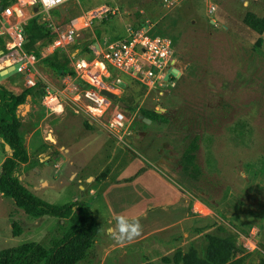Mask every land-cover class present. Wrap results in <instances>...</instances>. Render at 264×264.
<instances>
[{
	"label": "rangeland",
	"instance_id": "rangeland-1",
	"mask_svg": "<svg viewBox=\"0 0 264 264\" xmlns=\"http://www.w3.org/2000/svg\"><path fill=\"white\" fill-rule=\"evenodd\" d=\"M140 2L66 0L48 11L44 32L64 30L74 15L107 7L102 19L81 31L64 52L71 68L73 53L90 58L81 49L95 28L109 37L123 36L128 25L169 37L181 75L165 86L135 90L119 85L116 95L118 101L124 89L137 93L139 107L165 113L169 121L143 127L138 111L125 108L130 134L120 141L104 125L109 112L98 122L63 98L58 111L47 113L38 98L28 95L17 111L20 131L37 147L24 168L25 187L51 204L88 203L104 235L106 227H116L117 216L139 220L138 245L132 241L139 236L120 247L105 245L112 237L102 236L77 264H199L213 259L264 264V30L258 33L244 22L248 13L264 15V0H181L173 9L160 6L153 14L141 9ZM36 70L42 85L62 87L66 75L44 61ZM21 74L11 70L5 77L20 79ZM196 135L197 170H183V150ZM1 147L10 153L5 143ZM101 178L105 184L97 191ZM90 188L95 193L91 198L86 195ZM163 200L166 206L157 204ZM192 200L205 204L207 215L192 211ZM4 201L0 250L27 242L50 248L69 226L67 219L33 218L19 208L9 218L12 200ZM8 221L19 222L22 232L13 235Z\"/></svg>",
	"mask_w": 264,
	"mask_h": 264
},
{
	"label": "built area",
	"instance_id": "built-area-1",
	"mask_svg": "<svg viewBox=\"0 0 264 264\" xmlns=\"http://www.w3.org/2000/svg\"><path fill=\"white\" fill-rule=\"evenodd\" d=\"M64 1L66 0H60L47 8L43 0H8L5 4H0V40L4 47V50L0 49V70L13 67V70L24 75L26 87L35 86L39 59L54 50L66 51L80 31L91 27L96 19H102L107 10L104 7L102 10L71 17L64 30H54L53 41L44 47L40 56L26 50V21L33 17L39 24L47 22L48 11ZM180 1L160 0V3L164 9H173ZM34 7L37 8L36 11L33 10ZM208 11L213 13L215 6L211 4ZM89 48L91 57L78 56L74 59L72 65L75 74L68 77L62 87L45 86L41 89L40 103L46 112L51 113L58 111L62 106V99L66 98L98 122L109 112L104 125L123 141L122 137L130 134L124 110L116 101L102 94L101 90L106 89L117 95L120 90V74L128 75L148 88L156 84L164 86L168 77H174L170 74L166 79L167 73L174 67L171 39L162 35L152 36L144 27L134 28L128 25L122 37H103ZM110 69L117 73L113 78H110ZM206 207L197 201L194 212L207 215L204 214Z\"/></svg>",
	"mask_w": 264,
	"mask_h": 264
},
{
	"label": "trees",
	"instance_id": "trees-1",
	"mask_svg": "<svg viewBox=\"0 0 264 264\" xmlns=\"http://www.w3.org/2000/svg\"><path fill=\"white\" fill-rule=\"evenodd\" d=\"M6 2L8 0H0V4H5ZM140 5L141 9L143 8L147 13L153 14L161 6V3L160 0H141ZM135 14L139 15V12L136 11ZM147 18L154 21L156 17ZM244 22L258 33L264 30V15L258 17L253 13H248L244 18ZM45 24L46 22L39 24L31 17L24 25L26 38L24 47L26 50L34 52L37 56L41 55V51L53 41L55 36L54 33L44 32ZM171 26L174 28L173 25ZM42 37H44L43 40L38 45H34V42ZM95 37H102L100 28H95L91 32L88 41L81 49L86 50L90 57L89 45L95 40ZM0 49L4 50L1 40ZM63 54L64 51L54 50L51 54L41 57L39 62H46L49 67L60 72L61 75H74L73 68L69 67V61ZM116 75L117 73L110 69V78ZM119 76V85H123L124 88H135L137 90L144 86L128 75L120 74ZM41 87L42 84L39 82L33 87L25 88L21 93L15 94L0 84V138L12 150V154L6 156L0 166V193L4 197H10L16 207L26 215L33 218L52 216L58 219H67L69 226L50 248H45L37 242H27L14 247L1 249L0 264H39L42 261L44 264H77L85 258L100 231V227L88 203L79 200H73L62 205L48 203L25 187L15 173L22 163L29 161V153L25 145L24 137L20 131L21 120L17 115L18 105L26 101L27 95H32L35 98V92L40 91L42 89ZM126 91L127 89H124V93L119 97L118 101L127 105L126 108L131 113L138 111V115L149 118L151 122L167 123L169 121L165 113H159L155 109L145 106L139 107L138 102H135L137 93L130 94ZM137 118V121L143 127L147 126L141 118ZM86 125L88 126L87 123ZM198 139L200 141L199 135L191 138L183 150V170L189 168L197 170V165L194 162V153L198 148ZM11 231L13 235H19L22 232L19 222H11ZM223 261L222 259H213L209 262L199 264H221Z\"/></svg>",
	"mask_w": 264,
	"mask_h": 264
},
{
	"label": "crops",
	"instance_id": "crops-1",
	"mask_svg": "<svg viewBox=\"0 0 264 264\" xmlns=\"http://www.w3.org/2000/svg\"><path fill=\"white\" fill-rule=\"evenodd\" d=\"M85 29H88V28H84V29H82L81 31H83V30H85ZM94 30V29H93ZM93 30H92V32H93ZM101 30V29H100ZM80 31V32H81ZM126 33V32H125ZM101 35H102V37L101 38H103V37H107V38H110V39H115V38H118L117 36L116 37H109V36H104V34H103V32H102V30H101ZM125 35V34H124ZM101 38H96L95 37V40L92 42V43H94L95 41H97V40H100ZM91 43V44H92ZM90 44V45H91ZM90 45H89V47H90ZM46 47V46H45ZM90 49V48H89ZM67 51V50H66ZM66 51H64V52H66ZM52 53V52H51ZM51 53H48V54H46V55H49V54H51ZM78 56H82V57H84L83 55H80V54H76V53H73V55H72V63H73V61H74V59H76ZM86 58V57H85ZM36 67H37V65H36ZM72 68H73V65H72ZM174 68H175V72H176V77H179L180 75H181V71H180V69H178L175 65H174ZM74 70V69H73ZM37 71V70H36ZM10 71H7V72H5V73H3V74H0V84L3 86V87H5L6 89H8V90H10L11 92H13V93H15V94H19V93H21L25 88H27L26 87V85H25V77H24V75L23 74H21V76H22V78H20V79H15V78H13V79H11V78H9V77H5L6 75H7V73H9ZM37 74H38V72H37ZM71 76H73V75H66V76H64V78H63V84H64V81L69 77H71ZM41 78V77H40ZM171 77H168V79H170ZM36 79H37V81H36V84L37 83H39V82H41V80H42V78L41 79H39L38 78V76L36 75ZM167 79V80H168ZM167 80H166V82H165V85H167ZM164 85V86H165ZM23 86H25V87H23ZM23 87V88H22ZM43 87H45L44 85H42V87L41 88H43ZM41 91V90H40ZM28 96V95H27ZM117 97V96H116ZM35 98H39V100H40V96L39 97H37L36 95H35ZM26 99H27V97H26ZM118 101L116 100V103H117ZM124 109L123 110H125V108L126 107H123ZM17 111H18V109H17ZM45 111V110H44ZM158 112V111H157ZM48 113V112H47ZM51 113H53V112H51ZM160 113V112H159ZM17 115H18V112H17ZM19 116V115H18ZM89 116V115H88ZM90 117V116H89ZM92 118V117H91ZM93 119V118H92ZM95 120V119H94ZM96 121V120H95ZM86 123L88 124V126H91V122L90 121H86ZM146 125H148V124H146ZM109 131V130H108ZM110 132V131H109ZM32 133H34V131L32 132ZM110 133H112V132H110ZM34 134H36V133H34ZM33 134V135H34ZM113 134V133H112ZM114 135V134H113ZM32 136V135H31ZM115 136V135H114ZM35 137V136H34ZM116 137V136H115ZM117 138V137H116ZM118 139V138H117ZM128 139V138H127ZM25 140V139H24ZM36 140H37V138H35V142H36ZM128 141V140H127ZM4 144L5 142H4V140L2 139V138H0V147H1V144ZM25 145H26V148H27V150H28V153H29V161L27 162V163H22L18 168H17V170H16V174H17V176H18V178H19V180L21 181V183L24 185V186H28L27 184H25L23 181H24V178L26 177V176H28V173H25V171H24V168H25V166L28 164V163H30V161H31V157H30V155H31V152L32 153H34L35 151H36V147H37V142L35 143V146L34 147H32V146H30V144L27 142V140L25 141ZM112 145V144H111ZM64 145H61V148L63 147ZM65 147V146H64ZM34 148V149H33ZM115 148H117L115 145H112V148L111 149H115ZM1 149L3 150V155L1 156V158H0V166H1V163L3 162V160H4V158L6 157V156H9L10 155V153H11V150H10V153L9 152H7V151H5V148H2L1 147ZM32 150V151H31ZM64 150H67L68 151V148L66 147V149H64ZM31 151V152H30ZM115 152H116V149L114 150ZM67 153V152H66ZM66 153H63L62 154V158L64 157V154H66ZM114 156V155H113ZM60 157V158H61ZM59 158V159H60ZM40 162H41V159H38ZM61 160V159H60ZM69 163L71 164V161L69 160ZM58 167H59V165H57ZM19 168H21V172H20V170H19ZM102 180L101 181H99V186H97V188H96V190L98 191V189L99 188H101L104 184H105V181L103 180V178H101ZM38 181H40L41 182V184H43V182H46L47 183V181L46 180H43V178H39L38 179ZM36 188H37V186H36ZM78 188L79 189H82V191H81V194H82V196L86 193V190L84 189L85 188V186L84 185H82L81 183L80 184H78ZM87 192L89 193V194H86L88 197H94V190H93V188H90V189H87ZM103 196V195H102ZM5 198H9V200H12L10 197H4V196H2L1 195V193H0V200H1V204L2 205H4V203H5ZM164 198H166V199H169L168 201H170V202H172V203H174V200H173V197H168V196H164ZM73 199H75V198H73ZM104 201L106 202V199H104ZM176 201H177V199H176ZM175 201V202H176ZM199 201V200H198ZM3 202V203H2ZM196 202H197V200H192V202H191V208H192V211H194V207H195V205H196ZM199 202H201V201H199ZM163 203H165V206H166V203H168V202H165L164 200L162 201V203L161 202H158L157 204H163ZM202 203V202H201ZM8 204V207L10 208V210H11V208H13L12 209V211H10L9 213H8V216H9V218H11V217H13V213L17 210V207H16V205H15V203L13 202V200H12V205H10L9 203H7ZM13 212V213H12ZM10 213H12V215H10ZM109 222L111 223V221L109 220ZM177 222H179V221H177ZM8 223H9V225L11 226V222H9L8 221ZM176 223V222H175ZM115 228V226H113L112 224L111 225H109L108 227H106V229H105V235H104V231H102V228L100 229V232H99V234L96 236V238H95V244L100 240L99 238L101 237L102 238V236H109L110 238L112 237V235H111V232H112V230ZM106 238V237H105ZM113 239V238H112ZM110 240V241H107V239H106V241H103V243H105V245H108V243L109 242H111V243H114L115 241H114V239L113 240ZM142 239V237L141 236H139L138 238H135L132 242L134 243H137V245H138V243L140 242V240ZM131 241H126L125 243L127 244V245H129V244H131L130 243ZM102 242H101V244H103ZM125 243H123V244H116V246L118 247H120V246H123ZM115 244H113V245H115ZM112 245V244H111ZM136 245V246H137ZM113 248H115V246L113 247ZM104 249V248H103ZM113 250V249H112ZM136 250L139 252V248H136Z\"/></svg>",
	"mask_w": 264,
	"mask_h": 264
},
{
	"label": "clouds",
	"instance_id": "clouds-1",
	"mask_svg": "<svg viewBox=\"0 0 264 264\" xmlns=\"http://www.w3.org/2000/svg\"><path fill=\"white\" fill-rule=\"evenodd\" d=\"M60 0H43L45 7H51L54 3H59ZM141 225L138 219H129L125 216L116 217V227L112 230L111 235L117 244H123L126 241H131L139 236Z\"/></svg>",
	"mask_w": 264,
	"mask_h": 264
},
{
	"label": "water",
	"instance_id": "water-1",
	"mask_svg": "<svg viewBox=\"0 0 264 264\" xmlns=\"http://www.w3.org/2000/svg\"><path fill=\"white\" fill-rule=\"evenodd\" d=\"M33 10L36 11L37 8L34 7ZM11 70H13V67H10V68H8V69H2V70H0V74H3V73H5V72H7V71H11ZM170 74L173 75V76H176V75H177L176 72H175V68H174V67H172V68L170 69V71L167 73V75H166V79H167V77H168ZM101 93L104 94V95H106V96H108V97H109L110 99H112L113 101H116V99H117V97H116L115 94L111 93L110 91H108V90H106V89H102V90H101ZM40 94H41V91H36V92H35V95H36L37 97H39ZM117 104H118V106L121 107V108L126 107V105H125L124 103H122L121 101H118ZM20 105H21V104H20ZM20 105H18V107H19ZM24 107H27V106H24ZM138 117L141 118L142 121H143L145 124H149V123H151V120H150L149 118L142 117L141 115H138ZM5 147L11 150V148L9 147V145H8L7 143H5ZM11 154H12V150H11L10 155H11Z\"/></svg>",
	"mask_w": 264,
	"mask_h": 264
}]
</instances>
